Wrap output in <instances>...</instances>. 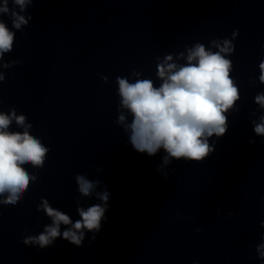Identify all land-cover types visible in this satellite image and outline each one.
I'll list each match as a JSON object with an SVG mask.
<instances>
[{
	"label": "clouds",
	"instance_id": "9594fccd",
	"mask_svg": "<svg viewBox=\"0 0 264 264\" xmlns=\"http://www.w3.org/2000/svg\"><path fill=\"white\" fill-rule=\"evenodd\" d=\"M32 2L0 0V60L13 50L15 31L12 29L20 30L32 19L30 15L26 18L21 14ZM10 3L18 6L19 11L15 7L10 9ZM3 14L9 15L12 28L2 18ZM228 44L229 41L225 40L224 47L217 45L219 51L216 52L197 44L189 50L185 65H177L171 62V55L166 56L157 65V76L162 81L159 87H155L151 79H137L130 83L127 78L116 77L120 105L132 117L131 122L126 123V117L121 114L118 123L129 133L128 139L134 151L153 157L163 150L165 155L161 168L172 161L200 163L215 152V141L210 143V138L215 136L219 140L227 134L225 113L240 98L238 88L229 76L231 61L221 55L230 51ZM9 66V63L2 65L3 68ZM259 69V81L264 84V61L259 64ZM102 79L106 81L107 77ZM4 80L5 75L0 72V82ZM255 102L264 109V93L257 94ZM13 120L24 127L26 116L16 115L15 110L10 115L0 113V196L7 194L2 201L6 205H15L28 189L30 180H36V176H30L22 165L30 163L33 167L42 168L49 151L39 139L29 134L31 125H27L23 132L8 131ZM253 123L254 133L264 137V116L260 117L259 123ZM249 143L255 144L256 141L249 140ZM96 170L100 172L103 169ZM75 181L81 197L91 198L95 194L100 202L86 207L78 203L79 219L73 222L69 214L51 207L46 199H42L37 211H43L51 223L45 225L38 235L27 236L23 240L25 245H38L45 249L53 246L57 239H63L82 247L86 233H92L89 239L95 240V234L101 231L107 219L111 193L107 185L103 186L104 190H98L101 180H90L77 174ZM61 225L65 226L63 231ZM260 227L264 228V221L260 222ZM196 231L199 233L201 229ZM256 251L264 260V243L259 244Z\"/></svg>",
	"mask_w": 264,
	"mask_h": 264
}]
</instances>
